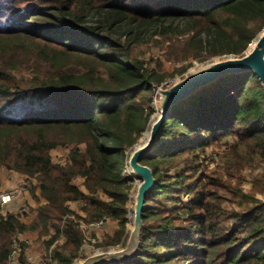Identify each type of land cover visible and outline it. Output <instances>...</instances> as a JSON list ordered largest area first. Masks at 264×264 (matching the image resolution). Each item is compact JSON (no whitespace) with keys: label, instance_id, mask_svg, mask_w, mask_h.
Here are the masks:
<instances>
[{"label":"trees","instance_id":"obj_1","mask_svg":"<svg viewBox=\"0 0 264 264\" xmlns=\"http://www.w3.org/2000/svg\"><path fill=\"white\" fill-rule=\"evenodd\" d=\"M263 31L264 0H0V167L38 177L47 203L32 229L55 228L49 246L64 233L59 264L80 257V221L118 222L109 244L127 242L128 152L156 113L154 84L164 81L138 57V44L192 32L200 41L196 58L207 60L243 56ZM44 63L60 71L17 78L16 71ZM228 136L248 146L240 169L264 162V89L251 72L223 76L174 106L142 159L157 184L147 197L141 253L122 264H264V200L256 198L264 175L251 193L218 183L239 201L231 211L218 190L186 177L202 151ZM72 144L85 150L54 163L51 152ZM71 201H83L86 216ZM29 229L15 214L0 216V264H9L16 233Z\"/></svg>","mask_w":264,"mask_h":264},{"label":"rangeland","instance_id":"obj_2","mask_svg":"<svg viewBox=\"0 0 264 264\" xmlns=\"http://www.w3.org/2000/svg\"><path fill=\"white\" fill-rule=\"evenodd\" d=\"M194 35L195 33L192 32L182 33L178 36L168 38L169 40H165L160 36H155L148 42L138 44L139 47L136 49V54L138 55V57L142 60V62L149 70H153L157 73L158 76L164 77V81L160 84V86L170 87L190 73L197 71L198 69L214 61L222 60L228 57L225 55L210 58L207 60H201V58H203L202 54L201 57L196 58V51L200 47V41L198 40V37L192 38ZM202 37L205 39L206 35H203ZM183 68H186V72L184 74L180 73V70H182ZM59 71L60 69H57L52 64H32L28 68L16 71V76L18 79L24 80L31 79L35 75L44 77L52 74H57ZM157 102L158 100L154 99V102L152 104L155 110L157 109ZM156 115L157 110L153 117H156ZM142 138L143 135L140 139ZM140 139L137 142L138 144L141 141ZM76 148L85 150V145L72 144L70 146H59L51 152L53 162L62 165L68 164V162L70 161L71 152ZM133 149L134 147L130 150V152ZM249 155L250 152L246 143L241 144L239 140L233 136L222 138L209 148H206L204 151H202L195 169H193L191 172L186 173V177L191 178V176H194L195 174V179L199 182L200 186L204 184V188L207 192H216L218 190L217 188L219 182L225 184V186L220 188L230 187L231 191L232 189H236L238 190L239 194H242L240 193V191H242L243 193L256 192L254 191L256 180L264 175V162L258 160L257 163H254L252 165H245L240 169L238 163H244L245 160L249 158ZM232 165H236L237 170L230 168V166ZM13 173L16 172H12L4 167H0V191L7 188L5 180L6 182H8L10 175H12ZM124 174L132 178L134 185L133 189L131 190V200L128 204L129 213L134 210L135 194L141 181L136 178V176L130 171L128 166L124 171ZM19 175L24 176L23 178H25L26 176V178L29 177L31 179H34L37 183L36 187L31 192L21 197L23 199H20V203H16V205H21L20 207L27 206L30 209L28 217H24V219L21 220L22 222L26 221L29 223L27 224L30 227V229L27 230V237L29 238L32 236V234H36V232H38L40 239L44 238L42 244V252L40 254L43 253L44 255L48 252H52L55 255L56 249L61 248L65 243L66 236L63 232H61L56 242H54L53 245L51 244V246H49V243L51 242L53 235L56 232L55 228H51V230L47 233H44L41 229H32V226L38 222V219L35 218L33 213L36 211L39 212L40 207L42 206L41 201L42 199H44L41 194L40 181L38 180V177H31L23 174ZM174 175L175 171H172L171 176ZM195 179H188L187 184L191 185L193 182H195ZM74 183L80 186L83 191L88 193L84 186L83 178L77 177L74 180ZM218 192L219 196L224 199L223 207L226 211H231L232 209L240 210L239 201L235 198L232 192L226 190H218ZM99 195L101 198L106 199L103 193ZM182 198L184 202L189 201V197L187 195L183 194ZM256 198L263 201L264 193H257ZM69 204L71 205V210L80 214V216H85L86 213L82 209L85 205L83 201H71L69 202ZM128 218L129 223L127 226L129 231L131 220L129 214ZM71 219L77 223L75 218ZM229 223L233 224V221L230 220ZM80 228L84 235V243L82 246V251H80V257L75 260L73 264H79L81 260L83 261L89 255L109 250H120L124 247L122 243L117 246L109 244L113 240L115 233L119 229L118 222L108 219L104 226L96 227L93 224H88L86 222L80 221ZM124 239L126 238L124 237ZM43 245L45 246L43 247ZM52 246H54L53 249H51ZM20 260L22 264H30L27 260L24 259V257H21Z\"/></svg>","mask_w":264,"mask_h":264},{"label":"water","instance_id":"obj_3","mask_svg":"<svg viewBox=\"0 0 264 264\" xmlns=\"http://www.w3.org/2000/svg\"><path fill=\"white\" fill-rule=\"evenodd\" d=\"M253 43V49L249 48L243 56H229L214 61L190 73L170 87L154 84L155 96L160 103V113L151 119L146 132L143 133V137L149 134L145 143L135 144L134 149L128 153L127 166L141 182L135 194L133 227L129 230L127 242L120 250H109L89 255L79 264H122L134 260L141 253L147 197L157 184L153 169L144 165L142 159L154 149L165 122L172 115L174 106L217 82L223 76L251 72L258 78L264 89V31ZM128 214L130 216L131 212Z\"/></svg>","mask_w":264,"mask_h":264},{"label":"built area","instance_id":"obj_4","mask_svg":"<svg viewBox=\"0 0 264 264\" xmlns=\"http://www.w3.org/2000/svg\"><path fill=\"white\" fill-rule=\"evenodd\" d=\"M157 99V96H155ZM24 176L17 173L10 175L9 186L5 190L0 191V216H7L8 214H15L20 220L24 217H28L30 209L27 206L18 207L14 209L15 204L22 199L23 195L31 192L37 185L36 180L29 177L23 178ZM69 206V205H68ZM38 211L34 212L33 215L36 216ZM86 216V214H85ZM71 218H75L72 216ZM76 220V218H75ZM108 219L102 218L101 220L92 223L96 227H102L105 225ZM31 240L27 237L25 232H18L13 238V251L9 257V264H22L20 258L24 257L27 260L26 254L30 247ZM52 246L51 249H53ZM29 260H32L29 258ZM28 261V260H27ZM30 264H59L58 259L52 252H48L41 257L35 258L34 263L28 261Z\"/></svg>","mask_w":264,"mask_h":264},{"label":"crops","instance_id":"obj_5","mask_svg":"<svg viewBox=\"0 0 264 264\" xmlns=\"http://www.w3.org/2000/svg\"><path fill=\"white\" fill-rule=\"evenodd\" d=\"M5 183H6V185L7 186H9V183H7L6 182V180H5ZM23 199V198H22ZM21 202V200H19L18 202H17V204L18 203H20ZM47 203V201L45 200V199H42V201H41V205H45ZM68 205H69V208L70 209H72L71 208V205L68 203ZM21 205H16L15 204V206L13 207L14 209H17L18 207H20ZM38 217H39V212L36 214V216H35V218L36 219H38ZM23 223H26V224H29L28 222H23ZM26 235H27V231H26ZM29 239H31V243H30V247H29V249H28V253L26 254V259L28 260V261H31V262H33L34 263V259L35 258H38V257H41V256H43V253L42 254H40L41 252H42V244H43V241H44V238H41L40 239V236H39V234H38V232H36V234H32V236L31 237H29ZM38 240V241H37ZM53 245V244H52ZM45 245H43V247H44ZM51 246V245H50ZM45 249V248H44ZM29 258H31L32 260H29Z\"/></svg>","mask_w":264,"mask_h":264},{"label":"bare ground","instance_id":"obj_6","mask_svg":"<svg viewBox=\"0 0 264 264\" xmlns=\"http://www.w3.org/2000/svg\"><path fill=\"white\" fill-rule=\"evenodd\" d=\"M253 47H254V43L251 45V47H250V50H252L253 49ZM160 103H159V101L157 102V110H158V112H157V115H156V117L159 115V113H160ZM154 118V117H153ZM148 136H149V134H146L142 139H140L141 141H140V143H139V145H142L143 143H145V141L148 139ZM130 217H131V220H130V229H132V227H133V218H134V215H133V211H131V214H130ZM87 249V248H86Z\"/></svg>","mask_w":264,"mask_h":264}]
</instances>
